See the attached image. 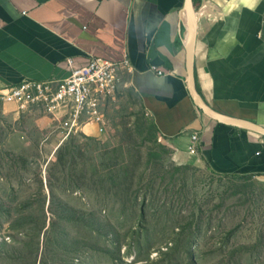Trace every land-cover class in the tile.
Here are the masks:
<instances>
[{
  "label": "rangeland",
  "instance_id": "374dc122",
  "mask_svg": "<svg viewBox=\"0 0 264 264\" xmlns=\"http://www.w3.org/2000/svg\"><path fill=\"white\" fill-rule=\"evenodd\" d=\"M14 116L0 108V241L75 264H264V179L182 163L136 98L104 135Z\"/></svg>",
  "mask_w": 264,
  "mask_h": 264
},
{
  "label": "crops",
  "instance_id": "0c3cea01",
  "mask_svg": "<svg viewBox=\"0 0 264 264\" xmlns=\"http://www.w3.org/2000/svg\"><path fill=\"white\" fill-rule=\"evenodd\" d=\"M195 3L200 94L219 113L264 126V0ZM186 8L187 0H0V92L26 79H66L70 60L81 67L94 57L119 62L127 55L133 72L123 73L129 88L116 104L136 98L182 163L201 158L219 174L264 179V134L212 118L188 91ZM1 107L15 119L34 115L40 128L58 123L41 111Z\"/></svg>",
  "mask_w": 264,
  "mask_h": 264
},
{
  "label": "built area",
  "instance_id": "2783aa9c",
  "mask_svg": "<svg viewBox=\"0 0 264 264\" xmlns=\"http://www.w3.org/2000/svg\"><path fill=\"white\" fill-rule=\"evenodd\" d=\"M72 66L71 76L58 80H22L0 92V102L13 104L20 112L37 110L52 115L59 124L60 132L68 138L84 127L99 135L108 132L109 121L106 109L117 105L122 89L129 88L122 75L132 73L133 68L127 55L119 62L94 57L81 67ZM152 71L164 75L157 67ZM192 154H198L200 135H193Z\"/></svg>",
  "mask_w": 264,
  "mask_h": 264
},
{
  "label": "water",
  "instance_id": "95a60500",
  "mask_svg": "<svg viewBox=\"0 0 264 264\" xmlns=\"http://www.w3.org/2000/svg\"><path fill=\"white\" fill-rule=\"evenodd\" d=\"M199 7L195 3V0H187V8L185 13L188 15V29H189V39L188 47L186 50L187 53V88L194 101L207 115L211 116L214 119H217L221 122L229 123L232 125L248 128L259 133L264 134V126L258 124L254 121L238 118L235 116H229L219 113L213 107L209 106L200 94L195 80L194 73V58H195V48L196 41L198 37V26H199Z\"/></svg>",
  "mask_w": 264,
  "mask_h": 264
},
{
  "label": "trees",
  "instance_id": "16d2710c",
  "mask_svg": "<svg viewBox=\"0 0 264 264\" xmlns=\"http://www.w3.org/2000/svg\"><path fill=\"white\" fill-rule=\"evenodd\" d=\"M151 133L158 134L154 123L151 127ZM0 246H4V250L0 253V264H75V261L63 262L65 260L57 257L58 252L50 259L43 254L39 256L40 248L38 245L36 247V244L31 245L29 243V249L27 246L23 249H15V245L2 239Z\"/></svg>",
  "mask_w": 264,
  "mask_h": 264
}]
</instances>
